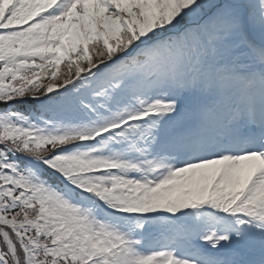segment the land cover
<instances>
[{"label": "snow or ice", "instance_id": "1", "mask_svg": "<svg viewBox=\"0 0 264 264\" xmlns=\"http://www.w3.org/2000/svg\"><path fill=\"white\" fill-rule=\"evenodd\" d=\"M0 264H264V0H0Z\"/></svg>", "mask_w": 264, "mask_h": 264}]
</instances>
